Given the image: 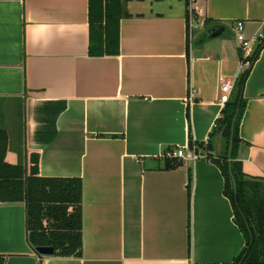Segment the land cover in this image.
Returning a JSON list of instances; mask_svg holds the SVG:
<instances>
[{
  "label": "crops",
  "instance_id": "1",
  "mask_svg": "<svg viewBox=\"0 0 264 264\" xmlns=\"http://www.w3.org/2000/svg\"><path fill=\"white\" fill-rule=\"evenodd\" d=\"M88 2L0 0V116L21 124L14 145L0 126L6 161L28 172L35 154L40 177L82 182L80 258L32 250L24 203H0V256L5 264H232L245 240L220 168L200 158L168 169L162 154L207 141L221 157L220 79L236 84L248 69L234 159L264 181V43L246 66L233 29L241 21L246 38L264 33V0H198L193 38L184 0H127L111 56L89 54Z\"/></svg>",
  "mask_w": 264,
  "mask_h": 264
},
{
  "label": "trees",
  "instance_id": "2",
  "mask_svg": "<svg viewBox=\"0 0 264 264\" xmlns=\"http://www.w3.org/2000/svg\"><path fill=\"white\" fill-rule=\"evenodd\" d=\"M127 0H89V46L91 56H111L118 53V25L127 16ZM262 45L257 46L246 60L251 64ZM248 69L235 84L234 99L225 103L213 132L225 142L224 153L214 158L209 143L205 147L208 160L218 165L224 177V195L230 200L235 222L241 231L245 247L232 264H264V181L247 178L241 164L235 161V149L240 142L238 127L244 105L241 92ZM234 121V123H233ZM233 124V126H232ZM232 140L230 172L228 146ZM202 147L201 144L189 142ZM8 137L0 128V203H24L27 240L32 250L51 247L53 257L80 258L82 256V182L79 178L40 177L38 156L30 155L27 172L21 164L6 161ZM166 168L181 163L166 159ZM233 179V180H232ZM235 184V189L233 186ZM0 264H5L0 256Z\"/></svg>",
  "mask_w": 264,
  "mask_h": 264
},
{
  "label": "built area",
  "instance_id": "3",
  "mask_svg": "<svg viewBox=\"0 0 264 264\" xmlns=\"http://www.w3.org/2000/svg\"><path fill=\"white\" fill-rule=\"evenodd\" d=\"M186 3L187 9V18H188V34L190 38H193L194 34L200 28V24L196 18V12L194 9V4L198 0H184ZM235 32V39L238 43L239 49L243 53V61L242 63L246 66H249L250 63L246 60L249 56L248 53L252 50L254 43H256V47L260 46L264 43V33L260 32L252 39L246 38L244 34V25L243 22L237 21L233 26ZM235 87V79H220V103L224 105L230 100V96L233 93ZM216 125H214L215 128ZM208 142L202 143V147L192 144L186 147L181 148H170L163 152L162 159H176L181 162L194 163L200 158H208V152L205 147Z\"/></svg>",
  "mask_w": 264,
  "mask_h": 264
},
{
  "label": "water",
  "instance_id": "4",
  "mask_svg": "<svg viewBox=\"0 0 264 264\" xmlns=\"http://www.w3.org/2000/svg\"><path fill=\"white\" fill-rule=\"evenodd\" d=\"M222 29H213L210 31H207L203 36L202 39H206V38H213L218 36L221 33ZM234 123V121H233ZM233 126V124H232ZM231 152H232V140H230L229 142V146H228V153H227V158H228V169L230 172V160H231ZM231 173V172H230ZM233 180V179H232ZM233 186L235 189V184L233 181ZM39 255L41 256H51L53 254V249L51 247H42V248H36L35 250Z\"/></svg>",
  "mask_w": 264,
  "mask_h": 264
},
{
  "label": "rangeland",
  "instance_id": "5",
  "mask_svg": "<svg viewBox=\"0 0 264 264\" xmlns=\"http://www.w3.org/2000/svg\"><path fill=\"white\" fill-rule=\"evenodd\" d=\"M10 118H12L11 122L7 123L6 124V121H4V116H0V126H4L5 125V128L7 127L8 129V134L10 136V142L11 144H17L18 141H19V137H20V117L17 118V115L16 117L14 116H10ZM6 120V119H5Z\"/></svg>",
  "mask_w": 264,
  "mask_h": 264
}]
</instances>
